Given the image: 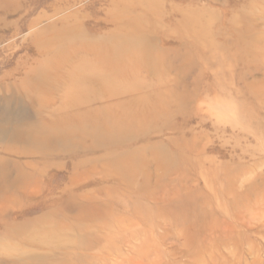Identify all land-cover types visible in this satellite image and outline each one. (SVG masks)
<instances>
[{
    "label": "rangeland",
    "instance_id": "1",
    "mask_svg": "<svg viewBox=\"0 0 264 264\" xmlns=\"http://www.w3.org/2000/svg\"><path fill=\"white\" fill-rule=\"evenodd\" d=\"M18 3L0 80L45 27L127 79L58 152L10 157L33 184L0 192V264H264V0Z\"/></svg>",
    "mask_w": 264,
    "mask_h": 264
},
{
    "label": "bare ground",
    "instance_id": "2",
    "mask_svg": "<svg viewBox=\"0 0 264 264\" xmlns=\"http://www.w3.org/2000/svg\"><path fill=\"white\" fill-rule=\"evenodd\" d=\"M18 2L0 0L2 29L8 27L6 18L18 10ZM31 35L26 50L32 54L0 80V192L25 193L33 184L31 177L18 176L22 175L18 165L8 166L10 157L52 156L58 152V142L65 145L70 140L71 126H84L98 115L88 109L92 102H102L101 91L113 90L116 82L127 79L122 67L117 71L107 62L108 52L86 42L83 32L64 27L55 33L45 27ZM91 83L94 100L84 101Z\"/></svg>",
    "mask_w": 264,
    "mask_h": 264
}]
</instances>
